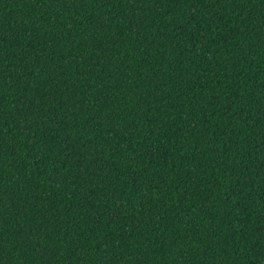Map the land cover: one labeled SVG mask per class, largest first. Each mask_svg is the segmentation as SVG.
Returning <instances> with one entry per match:
<instances>
[{
    "label": "trees",
    "instance_id": "1",
    "mask_svg": "<svg viewBox=\"0 0 264 264\" xmlns=\"http://www.w3.org/2000/svg\"><path fill=\"white\" fill-rule=\"evenodd\" d=\"M0 264H264V0H0Z\"/></svg>",
    "mask_w": 264,
    "mask_h": 264
}]
</instances>
